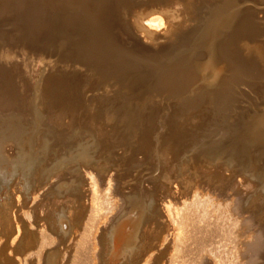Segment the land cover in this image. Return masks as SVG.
Returning a JSON list of instances; mask_svg holds the SVG:
<instances>
[{"label": "rangeland", "instance_id": "374dc122", "mask_svg": "<svg viewBox=\"0 0 264 264\" xmlns=\"http://www.w3.org/2000/svg\"><path fill=\"white\" fill-rule=\"evenodd\" d=\"M80 1L82 4L88 5L90 3H95V0ZM103 1L104 3L100 4L102 6L98 9L93 8L94 10H83L76 2L70 7L66 5V8L50 6L47 7V14L39 17V19L33 12L25 8L26 6L18 5L14 7L17 11L11 14L6 13L4 10L0 11V15H2L0 16V46L7 44V36H10L11 39L13 38L14 41H17L20 37H24V35L28 36L30 40H49L52 33L61 35H72V33H76L74 30L75 26L81 25L85 28H89L98 20L107 22L108 20L114 21L115 19L116 21L119 19V15L120 17L122 15L124 18L123 14L126 9L120 8L116 0H112L113 2L110 0ZM129 1H131L129 4L127 1H123L124 5H141L152 0H128V2ZM197 2V12L201 13V19L196 13L185 14L184 25L181 27L180 31H178V36L175 39L172 38L174 40L172 41L171 39L169 42L172 43L170 48H173V46L179 48V42L182 41L180 48L186 49L185 51H187L192 44L196 43L197 46L195 45V47H193L194 45H192V47L197 50V60H202V62L208 60L209 52L212 51L211 48L205 45L203 47L200 46V40H198V36H200L199 31L197 32L195 29L192 31L190 30V33H186L187 37H185V33H181L182 36L180 37L179 33L181 31H187L194 26L201 28L209 27L212 24L211 17L213 16L222 14L229 15L239 12V14L244 17L243 15H247L253 11H264V0H233L229 5L225 4V0H202V3H199V1ZM246 6H251V8H246ZM199 7L202 8L200 9ZM240 7L242 9H240ZM259 12L255 13L254 17L256 19H261L263 17L261 16L262 13ZM55 15H57L58 19L53 20ZM233 19L234 18L229 20L231 26L236 25V20L233 21ZM50 22L54 25L56 22H58V24L52 27L53 25L50 24ZM118 26L120 27V25ZM119 29L120 28L116 29L115 27V30H110V37L116 38V35L120 33ZM194 34L197 35L196 42L194 41L196 38ZM184 38H187V40H182ZM199 38H201V36ZM219 39V41H215L216 47L212 51L217 54L221 51L225 52V49L222 47V45L225 44H223L224 42L222 43V41L226 38L221 36ZM245 41L250 42L251 40L245 39ZM158 43H161V41ZM166 45H164V47ZM168 45L170 44L168 43ZM107 52L110 56L109 62L113 65L111 69L114 68L115 71V68L118 67L116 68V75L131 71L132 76L142 75V77L138 76L141 77L140 79H137L142 83L153 81L154 79L162 80L166 78V76L161 77L165 72H157L158 70L156 67H151L150 64H148V60H154L161 56L157 51L151 50L148 53L140 50L131 51L122 44H116L111 47L108 46ZM176 53L177 51L173 52V58L177 57ZM165 54L166 53L163 52L162 56ZM183 55L186 56L188 54ZM200 55H202V59ZM230 55L232 56L231 58L236 57L233 53ZM15 57L16 65L14 75L10 74L6 62L0 59V205L2 204V199L7 198L10 203L13 202L12 210L13 212L15 211V233L12 237L5 234L0 224V262L7 260L9 261L8 264H36V258L39 257L42 259V264H103V232L114 218L120 216L121 213L125 212V214L129 215L133 210H136L135 205L128 202V194L133 195L136 200L142 202L143 207V212L139 214L140 226L137 228V236L134 237V239H129L125 245V250L129 254V261H131V264H154L156 262L154 256L160 252L162 254L157 264H208V248L210 247H214V251L216 252L215 255H218L215 257L218 259V262H222H220L221 264H230L231 260V264L235 262H240L236 264H264V256L260 257V259L254 256L252 261L249 260L253 258L252 250L249 251L247 249L243 251L242 253L244 255L241 254L243 259L240 258L242 256L238 258L236 256L237 253L235 252L237 250L234 251V249H237L239 244H237L238 242L235 241L233 237L238 235L239 231L240 234L244 231V235L250 232H245L248 228L247 225L240 226L242 230L241 228L238 229L239 226L234 228V226L229 223V220H223L226 218L218 219L216 223L217 227L216 225H214V227L212 225V227L206 228L202 225V223L204 224L203 221L198 222L197 225L203 227V230L201 229L202 232L196 230V228L194 229L196 226L191 225L192 227H189L190 225H188V228H185L187 234H189L188 232L191 230L192 233L196 232L197 235L196 233H190V238L186 239L187 241L184 240L181 242L186 244L185 246L187 247H185L180 241L177 242L172 238L174 237L176 232L175 228L177 226L166 225V215L160 205L166 202V200H172L171 203L175 201L173 204L178 206L189 198V200L193 199V192L196 191L195 193L200 199L203 198L202 200H208V198L211 199V197L214 198V200L213 198L211 199L213 203L205 207L208 210L203 212L201 209H198L199 211L197 212L205 215V217L207 216L208 219L205 218L207 222L209 219H214L216 221V216H218L219 213L220 216L222 215L221 212L215 208L216 194L227 191L229 196L228 192H231V190L234 192L233 190H238L243 187L245 192L244 190L242 191L244 193L247 192V197H249L248 203L251 214H255L254 217L264 225V145L259 144L255 136L245 133V129L251 125V119L256 117L261 118L264 114L263 78L255 80L248 78L246 81L249 82L244 83L238 80V78L229 82L219 81L221 87L225 90L224 96H222V99L225 100L223 105L220 103H212L210 99L207 98V92L200 94L195 93L192 99L186 97L180 98L181 96L175 95V98L168 102V106L171 110L173 109V111L163 110L160 115V112L155 113L150 110H139L135 112L132 108L127 106L124 100L108 101L103 99L102 92L96 90L97 88L94 90L91 84H94L96 80V84H98V82L101 83L102 81L99 78V76H101L102 80L104 78V84H98L97 86L101 88V86L105 87V85L109 83L106 87L109 86L108 88L110 90L113 88V90H115L119 84L117 78L114 76H107L109 78L107 80V77H103L106 75L98 73L99 75H96H98L99 80L98 78L94 79L84 70L76 71L77 69L75 70L74 66H72V62H75L74 59L69 58L70 60L67 64L65 60L63 64H61L63 60L61 58H55V63L57 62V65L48 67L37 61L34 55L24 51H18ZM225 59L228 60V58ZM222 61H224V59ZM222 63L224 64V62H221V64ZM209 77L215 78L214 75H209L208 78ZM211 81H213V79L208 82L210 83ZM83 82H87L89 85L83 86ZM200 82L204 83L203 80L198 83ZM113 84L114 86H112ZM110 87H112V89ZM141 89L144 90L145 87ZM196 91L202 92L201 89H196ZM219 94L221 93L219 92ZM68 96L73 100L82 99L80 103L81 109L85 108L86 105L90 106L92 104V106H94V110L89 112L83 109L82 113H84L86 117H95V115H97V107L105 114H115L118 119H121L124 114L126 115L131 112L132 119H138L140 122L142 120L144 121V118L147 119L149 116H155L150 120L144 121L143 125L148 127L147 133L149 135L153 133V135L159 136L162 133L161 135L163 137L176 142V151L172 150L168 143L164 145L172 157L169 159V165H174L172 173H168L166 164L157 148L159 144L158 141L154 154L151 155V153L148 152L149 150L144 149L141 145L132 144L128 137L118 138L115 132H113V134L111 133L112 136H109L110 139L107 141L103 136V131L100 132L97 130V124H85L86 128L80 126L75 130L66 127L68 119L61 118L64 120L60 121L61 119L59 118L62 115L60 117L57 116L60 115L58 114L60 111H55L53 105L58 101L60 102V107L63 105V102L68 104L70 101V99H66ZM96 99L100 101L101 105H96ZM70 105L74 108V106H72L73 103ZM49 107L54 110L51 114L47 112ZM53 115H55V118ZM56 118L59 121H56ZM53 119L55 121H53ZM92 119H90V121ZM54 122H57V124H54ZM59 122L63 123H61L63 128L62 126H59L60 128L57 127L60 125ZM156 126L157 128H155ZM161 135L160 137L163 138ZM124 140H126V142ZM120 141L124 142L121 144ZM134 148L137 149V151ZM82 150L85 153L83 160L74 159L73 157L77 156ZM196 156L200 157V159H195ZM63 158L66 160V164L61 168V165H58L57 161L63 160ZM173 158H175V161ZM142 160L145 161L143 162ZM82 170L93 172V178H88L84 175L81 176ZM118 171L122 173L119 178H106L110 173L114 174L118 173ZM95 174L96 177H94ZM149 175H151L150 178H148ZM83 176L84 178H82ZM250 178H252V180ZM113 180L116 183L112 182ZM117 184L121 186V190L116 189ZM128 184L130 186L132 185L131 189L128 188L130 187ZM93 187L96 189V193L98 191L100 194L99 196L97 193V196L101 198V203L97 209L91 201L92 197L89 196L92 195L91 189ZM105 187L108 189L106 190ZM234 187L236 188L233 189ZM199 194H201V196H199ZM70 195L71 197H69ZM113 195L115 196L113 197ZM67 200H70L71 203L70 201L66 202V208L64 209L63 204ZM114 200H116V203H114ZM121 200L123 202H121ZM85 201L90 203H86ZM112 201L114 205H112ZM78 202L79 204L77 205ZM148 202H150L149 207L145 205ZM120 207L122 208L120 209ZM93 208L96 209L97 213H95V209ZM212 208L214 210H212ZM119 210L120 212L117 214ZM52 211H54V219L51 217ZM54 220L55 225H57L56 227H54ZM86 225L91 227L92 230L90 228H88V230L91 231L92 236L88 235L89 239L87 237L82 239L83 234L87 230ZM220 226L221 228L223 227V229L218 228ZM214 228H217V230ZM225 228L228 230L227 234L230 238L226 235L228 238L224 239L225 234L221 231L223 230L226 233L227 230ZM199 231L202 236L198 233ZM215 233H217L218 236ZM219 234L221 236H219ZM162 235H165V241L161 246L159 242L156 241L158 238L161 239L160 237ZM211 235L214 240L208 241V237H211ZM191 238L193 241H190ZM241 239L243 241V237ZM244 239H247V237H244ZM85 241L88 243L86 244ZM255 241L254 244H257L259 240ZM95 242L96 244H93ZM235 242L236 246L234 247ZM91 243L93 245H91ZM116 243H119V241ZM200 243L204 244V246L200 247ZM251 244L252 246L256 245H253V243ZM95 245L97 246L95 247ZM145 245H147V250L144 248ZM83 247H85L87 251L83 250ZM114 249L115 247L112 248V251ZM246 251L248 253L250 252V254L246 253L245 255ZM153 253H156V255L153 256ZM133 255L136 256L133 258ZM225 255L227 256L226 258ZM219 256L221 260L218 258ZM239 258L241 260H239ZM234 260L235 262H233ZM116 263L122 264L120 260L114 262V264Z\"/></svg>", "mask_w": 264, "mask_h": 264}, {"label": "bare ground", "instance_id": "6f19581e", "mask_svg": "<svg viewBox=\"0 0 264 264\" xmlns=\"http://www.w3.org/2000/svg\"><path fill=\"white\" fill-rule=\"evenodd\" d=\"M110 1H112V0H110ZM123 1H127L128 4L131 1L128 2V0H116V3L118 4V6H120V8L126 9V11L123 14L124 18L122 17V15H121V17L119 15V19H117L116 21L114 19V21L108 20L107 22L97 19L98 21L95 23L89 22V23H94L89 28L88 27L85 28L81 25L75 26L74 30L76 31V33H72V35H69V34L68 35H61V34H57V33H52V36L50 37L49 40H41V41L30 40V38L26 35H24V37H20L17 41H14L13 38L11 39L10 36H7V38H6L7 44L0 46V59H2L3 61L6 62V65H7L8 69L10 70L11 75H14V72H15V65H16L15 61H16V57H17V56L15 57V55L18 53V51H20V52L24 51L28 54L30 53V54L34 55V57L37 61L45 64L48 67L52 66V65H57V62L55 63V58H61L63 60L61 64H63L64 60L67 64L70 59H74L75 62H72V66H74L75 70L76 69H77L76 71L84 70L86 73H89L94 79L98 78V75L101 73L106 75L103 77H107V76L113 77L114 76L117 78V80L119 81V84H118V86L115 84L117 86V89H115V90H113L114 88L112 89V87H110L112 90H110L108 88L109 86L106 87L107 85H109V83L107 85H105V87H103V86H101V88L98 87L97 86L98 84H104L103 83L104 78L102 80L101 76H99L100 80L102 81L101 83L98 82V84H96V82H97V80H96L94 82V84H91L94 90L97 88L96 90H99L102 92V98L103 99H106L108 101L124 100L126 102L127 106L132 108L133 111H135V112L139 111V110L140 111L150 110V111H153L155 113L160 112L159 113L160 115H161V111H163V110H168V111L171 110V108L168 106V102L170 100L174 99L175 95L181 96L180 98L186 97V98L192 99L195 93L200 94L203 92H207V94H208L207 98H209L212 103H220L223 105L225 103V100L222 99L223 98L222 96H224L225 90L221 87V83L219 82L221 80L224 82L225 81L229 82L235 78H238V80H240L242 83H244V82H249V81H246L248 78H252L253 80L263 78L262 82L264 84V11L263 12L253 11V12L248 13L247 15H243L244 17H242V15H240L239 12L238 13H231L228 15L226 12L229 10H227L225 12L227 15L222 14L219 16L211 17V23L212 24L209 27L201 28V27L194 26L193 28H190L187 31H181L179 33L180 37L182 36L183 33H185V37H187V34L190 33V30L192 31L195 29V30H197V32L199 31L200 36H201V38H199L200 36H198V40H200V46H202V47L204 45L209 46L212 51L216 47L215 41H217V40L219 41L220 40L219 38L221 36H224L226 38L225 40L222 41V43L224 42L223 44H225V45H222L223 49H225V52L221 51L220 53L217 54L215 52L210 51L209 57L207 56L208 60L205 59L206 61L202 62V60H199V61L197 60L198 59V58H196V51L197 50H195V48L193 49V47H195L196 43L192 44L194 46L192 47V45H191L190 48H188L187 51H185L186 49L184 50L183 48H180V45L182 42L180 37H179V39L181 42H179V40H178V42L180 43L179 48L176 46L175 47L173 46V48L172 47L170 48V46H172L171 45L172 43L169 42L172 38L175 39L178 36V31H180L181 27H183V25H184L183 23L185 21L184 20L185 14L196 13L197 16L201 19V17H200L201 13L197 12V10H198V8H197L198 2L197 1H199V3H202V0H152L150 2L143 3L141 5L132 4L129 6H128V4L124 5ZM225 1H226L225 4L229 5L230 3H232L233 0L232 1L225 0ZM74 2H76L77 5L79 4L83 10L84 9L88 10V9H93V8L98 9L100 6H102L100 4L104 3L103 0H95V3H90L89 5L84 4V3L82 4L80 0H0V11L4 10L6 13L11 14V13L17 11V9L14 7H17L18 5L26 6L25 8H27L31 12H33L39 19V17L45 16L47 14V12H46L47 7H50V6L59 7L60 6L62 8H66V5L69 7L73 6ZM242 5H243V3H242ZM201 6H203V5H201ZM249 7L251 8V6H249ZM249 7L246 6V8H249ZM117 8H119V7H117ZM199 8L201 9L202 7H199ZM238 9H239V7H238ZM240 9H242V8L240 7ZM258 12L262 13L261 16H263V17L261 19H256L254 17L255 13H258ZM51 15H52V13H51ZM0 16H2V15H0ZM28 17H30V16H28ZM109 18H110V16H109ZM114 18H116V17H114ZM232 18H234L233 21L236 20L235 26H231L229 24V20ZM54 19H58L57 15L54 16L53 20ZM75 20H77V19H75ZM50 24L53 25L52 27H55V25H57L58 22H56L55 25L52 22H50ZM30 25H33V24H30ZM118 25H120V27ZM115 27H116V29L120 28L119 29L120 33H119V35H116V38L110 37L109 31L115 30ZM37 31H38V29H37ZM191 34H193V33H191ZM195 36H196V38L194 37L195 38L194 41L197 39V35H195ZM183 37H184V35H183ZM174 39H172V41ZM245 39H250L251 41L247 42V41H245ZM182 40H187V38H184ZM159 41H161V43H158ZM168 43L170 45H168ZM116 44H122L131 51L140 50V51H143V52L145 51L146 53H148L149 51L154 50V51H157L158 53H160L161 56H162L163 52L166 53L162 57L160 56L154 60H148V64H150L151 67H156V69L158 70L157 72H159V71H161L163 73L165 72V74H162L161 77L166 76V78H163L162 80L161 79L160 80L154 79L153 81L142 83V82H140V80H137V79H140L142 77V75L132 76L131 71H126L124 73H119L118 75H116L115 72H117L116 68H118V67L115 68V71H114V68L111 69L113 67V65L109 62L110 56L108 55V52H107L108 46L111 47L112 45H116ZM164 45H166V46L164 47ZM174 51H177V53H176L177 57H175V58H173V56H172ZM231 53L235 54L236 57L231 58L232 57L230 55ZM183 54H188V55L184 56ZM201 56L202 55H200V58H201ZM122 58H123V56H122ZM225 58H228L229 61L226 60ZM223 59H224V61H222ZM219 62H220V64H219ZM221 62H224V64L223 63L221 64ZM225 62H226V64H225ZM129 65H132V64H129ZM42 72H44V71H42ZM96 74H98V75H96ZM209 75L210 76L214 75L215 78H213V77L208 78ZM138 76H141V77H138ZM99 78H98V80H99ZM108 79L109 78L107 77V80ZM212 79H213V81H211L209 83L208 81L212 80ZM202 80L204 81V83H201V82L198 83L199 81H202ZM108 82H110V81H108ZM43 84H44V82H43ZM88 85H89V83L83 82V86H88ZM112 86H114V84ZM142 87H145V89L144 90L141 89ZM107 89H109V90H107ZM196 89L197 90L201 89L202 92H200V91L197 92ZM219 92L221 94H219ZM66 99L69 100L70 97L68 96V98H66ZM81 101H82V99H78V100L70 99V101L68 102L69 105L65 104L63 102V105L61 107L59 105L60 104L59 101L54 103L53 107L55 108V111H57V110L60 111V112H58V114H60V115H57V114H55V115H57L58 117H60L62 115L59 119H61V118H64V119L67 118L68 119L69 123L67 121V126L65 124L66 127L73 128L75 130V129L79 128L80 126L86 128L85 124H97V130L100 132L103 131L102 132L103 136L105 137V139L107 141L110 139L109 136H112L111 133L113 134V132H115V133H117L118 138L119 137H121V138H127L128 137L132 144L134 143V144L141 145L144 149L149 150L148 152H150L151 155L154 154L155 147L157 146L156 143L158 141L159 144H158L157 148L159 149L161 157H162L164 163L166 164V167L168 169V173L169 174L172 173V171L174 170V165H172V164L169 165V159L172 157L170 156V152H168L166 150L164 145H165V143H168L170 148L172 150L176 151L177 150L176 142L174 140H171V139L168 140V138L163 137L161 135L162 133L160 135L163 138H161L160 135L159 136L153 135V133H152L153 131L151 132L152 135H149L147 133L148 127L143 125L144 121L150 120V119L154 118L155 116L154 117L149 116V117H147V119L144 118V121L142 120L140 122L138 119H135V118L132 119V114H131L132 112H131V113H128L126 115L124 114L121 119H118V118H116L115 114H113V113H111L109 115L105 114V113H103V111L99 110V107H97L98 108V109L96 108L97 109V115H95V117L91 116L93 118L92 119L89 116L86 117L84 115V113H82V112H83V109H85L87 112L94 110V106H92V104L90 106L86 105L85 108L81 109L80 108ZM95 101H96L95 102L96 105H101V103L98 99H96ZM71 103H73L72 106H74V108L71 107V105H70ZM66 105H68V106H66ZM171 111H173V109ZM47 112L49 114H51L52 112H54V110L50 109V107H49ZM55 115H53V117ZM84 116H85V118H84ZM57 118H56V121H59V120H57ZM64 119H61L60 121H62ZM90 119H92V120L90 121ZM53 121H55V120L53 119ZM55 123L57 124V122H54V124ZM61 123H60V125H58V126L56 125V126L57 127L62 126V128H63V125H62L63 123L62 124ZM250 124L251 125L245 129V133H248L249 135L255 136L258 143L264 145V114L261 116V118L260 117L259 118L258 117L252 118L250 121ZM155 128H157V126ZM63 134H65V133H63ZM171 138H174V137H171ZM176 138H178V137H176ZM124 141L126 142V140H124ZM120 142H119V145H120ZM123 142H121V144ZM116 148H118V147H116ZM124 148H126V147H124ZM135 150L137 151V149H135ZM156 151H158V150H156ZM125 152H127V151H125ZM142 154H141V156H142ZM84 155H85V153L82 150L81 152L78 153L77 156H74L73 158L83 160ZM148 156H149V153H148ZM119 157H121V156H119ZM197 158L200 159V157L196 156L195 159H197ZM141 159H142V157H141ZM173 159L175 161V158H173ZM195 159H193V160H195ZM142 161L144 162L145 160H142ZM57 163H58V165H61V168H62V166H64L66 164V160H64V158H63V160H59V161H57ZM206 163H208V162H206ZM214 164H213V166H214ZM154 165H155V162H154ZM157 167H158V165H157ZM123 169H124V166H123ZM212 170H213V168H212ZM121 171H123V170H121ZM92 173L93 172H90L87 170H82L81 176L84 175L88 178H93L94 173H93V175H92ZM120 174H122V173L119 171H118V173H114V174L110 173L106 178H112V179L113 178H119ZM74 176H76V175H74ZM84 176L82 178H84ZM60 177H61V175H60ZM79 177H80V175H79ZM94 177H96V174ZM150 177H151V175H149L148 178H150ZM218 177H219V175H218ZM250 179L252 180V178H250ZM118 181H120V180H118ZM205 181H206V179H205ZM112 182H115V181L113 180ZM119 183H121V182H119ZM199 183H201V182H199ZM108 184H110V183H108ZM93 186H94V183H93ZM131 186L128 188L131 189ZM120 188H121V186L119 184H117L116 189L118 190ZM235 188L236 187H234L233 189H235ZM105 189H106V187H105ZM91 190H92V193L91 192L90 193L92 195H89V196L92 197L91 201L94 204V207L97 209V207L101 203V201H100L101 198H99L100 194L97 191V193L99 194V196H97L96 189H94V187ZM143 190H145V189H143ZM242 190H244L243 187L239 188L238 190H236V189L233 190L234 192H232V190H231L232 193L228 192L229 196L227 194V191L224 193L218 191L220 193L216 194V198H215L216 207L215 208H217V210H219L223 216L222 215L220 216L219 215L220 213H219L218 216H216L217 217L216 221L214 219H211V220L209 219L207 222L205 219V218H207V216L205 217V215H202L199 212H197L200 209L203 212L208 210L205 207H207V205L209 206L210 204L213 203L211 200L213 197H211V199L208 198V200L207 199L202 200L203 198L200 199L197 196V194L195 193L196 191L195 192L192 191L194 193V195L192 194L194 196V198L191 200H189L190 198L189 199L186 198L189 201L188 200L184 201L182 204H180L181 206L180 205L175 206L173 204V203H175V201L173 203H171L172 200L171 201L166 200V202L161 203L160 204L162 206L161 208L163 209V211L165 212V215H166V225L177 226L175 228L176 232L174 234V237H172V238L177 242L180 241V243L183 242L184 240L187 241L186 239L190 238L189 234L192 233L191 230H189V232H188L189 234H187L185 228L188 225H190L189 227L196 226V227H194V229L196 228V230L201 231V229L203 230V227L210 228V227H212V225L214 227V225H216L218 219L226 218L223 220L224 221L229 220V223H231V225L234 226V228H237V226H239L238 229H240L243 225H247L248 228L245 232L250 231V232L246 233L247 235L246 234L244 235V231H242L241 234L239 231V234L233 237L235 239V241L238 242L237 244H239L238 245L239 247H237V249H234V251L237 250L235 252V253H237L236 254L237 258L239 256L244 255L242 252L247 250V249L249 251L252 250L251 252L253 253V256H252L253 258L252 259L248 258L249 260L252 261L254 259V256L259 257L258 259H260V257H263L264 256V225L261 224L262 222H259L256 219V217H254L255 214L254 215L251 214V210L249 208L250 206L248 203L249 197H247L248 194H247V192L244 193L245 190H244V192ZM105 192H107V191H105ZM127 193H129V192H127ZM198 193H200V192H198ZM141 195H143V194H141ZM206 195H208V194H206ZM114 196L115 195H113V197ZM199 196H201V194H199ZM69 197H71V195ZM127 197H128V202L132 205H135L136 210H133L132 211L133 213L131 212V214H129V215L125 214V212L121 213L120 216L114 218V220L110 223V225L103 232V241H104L102 244V252H103L102 261H103V264H114V262L118 261V260H120V263H122V264H131V261H129V254L125 250V245H126L127 241H129V239H134V237L137 236V232H138L137 228L140 226L139 214L141 212H143V207H142V202H139L138 200H136V198L133 195L127 194ZM145 197H147V196H145ZM170 197H172V196H170ZM67 199H68V197H67ZM174 199H175V197H174ZM70 200H67L64 202V204H63L64 209L66 208V202H68ZM75 200H78V199H75ZM213 200H214V198H213ZM71 201H70V203H71ZM114 201H115L114 203H116V200H114ZM79 202H80V200H79ZM79 202L77 203V205L79 204ZM85 202L90 203L87 201H85ZM121 202H123V201L121 200ZM178 202H179V200H178ZM12 203H10L7 200V198H3L2 204L0 205V211H1L0 212V224L2 225L3 231H5V234L7 236H10V237H12L15 233V221H14L15 220V213H14L15 211L13 212V210H12V208H13ZM114 203L112 201V205H114ZM149 203L150 202L146 203L145 205H147V207H149L150 206ZM84 205H85V203H84ZM253 205H254V203H253ZM262 205H261V207H262ZM90 206H91V204H90ZM95 208H93V209H95ZM121 208L122 207H120V209ZM213 208H212V210L215 209V208L214 209ZM96 209H95V213H97ZM112 209H113V207H112ZM83 210H85V209H83ZM219 211H217V212H219ZM53 212L54 211H52V213H51V217L54 219L55 217H54ZM119 212H120V210L118 211L117 214H119ZM71 213H73V212H71ZM25 214H27V213H25ZM76 214H79V213H76ZM213 216H214V214H213ZM212 220H214V221H212ZM71 221H73V220H71ZM88 221H90V220H88ZM93 221H95V220H93ZM110 221H111V219H110ZM201 221L204 222V224L202 223L203 227H200L197 225V223L201 222ZM221 223H223V222H221ZM56 226L57 225H55V220H54V227H56ZM88 226H87L86 232L82 236L83 237L82 239H85V237L88 238V235H91V231L88 230V228L91 229V227H88ZM103 226H104V224H103ZM221 226H223V225H221ZM221 226L218 228H221ZM216 227H217V225H216ZM191 229H193V228H191ZM214 229L217 230V228H214ZM221 229H223V227ZM241 230H242V228H241ZM89 231H90V234H89ZM200 231L198 233H200ZM215 232H217V231H215ZM218 232L219 233L224 232L223 233V234H225L224 236L225 237H226V235L228 236V234H227L228 230L226 231V233L223 230L221 232L220 231H218ZM193 233L195 234L196 232H193ZM215 234H217V233H215ZM223 234H222V236H223ZM95 235H93V236H95ZM196 235H197V233H196ZM196 235H194V236H196ZM200 235H201V233H200ZM200 235H198V236H200ZM217 236H218V234H217ZM219 236H221V235L219 234ZM225 237H224V239H227L229 236L226 238ZM242 237H243V241L241 239ZM244 237L245 238L247 237V239H244ZM160 238L161 239L158 238V240L156 242H159V244L162 246L164 241H165V235H162ZM78 239H80V238H78ZM212 239H213L212 235H211V237H208V241H211ZM215 239H216V237H215ZM252 239H253V241H252ZM256 239H258L259 241ZM174 240H173V242H175ZM255 240L258 241L257 244L255 243L256 245L254 244ZM86 241H85V243H86ZM89 241H91V240H89ZM117 241H119L120 244L116 243ZM190 241H193L192 238ZM197 241H199V240H197ZM209 243H208V245H209ZM251 243H253V245H255V246H252ZM93 244H96V242ZM93 244L91 243V245H93ZM175 244H176V242H175ZM181 244L183 245L184 243H181ZM185 245L186 244H184V246ZM96 246L97 245H95V247ZM202 246H204V244L200 245V247H202ZM210 246H211V243H210ZM235 246H236V242H235L234 247ZM85 247H83V250H86ZM114 247H115V249L112 251V248H114ZM146 247H147V245L144 246L145 249H146ZM185 247H187V246H185ZM81 249H82V246H81ZM98 249H99V247H98ZM77 252H79V251H77ZM220 252H222V251H220ZM67 253H68V251H67ZM98 253H96V254H98ZM215 253L216 252L214 251V247L208 248V264H219L221 262V261L218 262V259H216V257L218 255L216 256ZM246 253H248V252L246 251L245 255H246ZM161 254H162L161 252L158 253L157 255H156V253L155 254L153 253V256L156 255V256H154L156 258V262L154 264H157V261L159 260ZM223 254H224V252H223ZM248 254H250V252ZM135 256L136 255H133V258ZM226 257L227 256L225 255V258ZM93 258H94V255H93ZM218 258L220 259V256ZM240 258L243 259V256ZM240 258H239V260H241ZM63 259H64V257H63ZM97 259H98V257H97ZM31 260H33V259H31ZM41 260L42 259L39 257L36 258V264H42ZM77 261H78V258H77ZM153 262H154V260H153ZM231 262H232V260H231ZM231 262H230V264H231ZM233 262H235V260ZM8 263H9V261H7V260H3L0 262V264H8ZM236 263H240V262H235L233 264H236ZM116 264H118V263H116Z\"/></svg>", "mask_w": 264, "mask_h": 264}]
</instances>
